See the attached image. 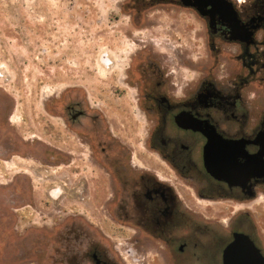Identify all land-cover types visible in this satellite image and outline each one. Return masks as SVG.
<instances>
[{"label":"flooded vegetation","instance_id":"flooded-vegetation-1","mask_svg":"<svg viewBox=\"0 0 264 264\" xmlns=\"http://www.w3.org/2000/svg\"><path fill=\"white\" fill-rule=\"evenodd\" d=\"M122 8L139 31L164 30L167 41L134 42L123 75L108 76L115 107L112 91L69 84L57 116L63 184L90 167L93 191L85 183L79 199L101 208L125 244L112 250L80 231L78 250L63 257L224 264L235 233L264 257V0H123ZM113 109L124 142L114 138Z\"/></svg>","mask_w":264,"mask_h":264},{"label":"rangeland","instance_id":"rangeland-1","mask_svg":"<svg viewBox=\"0 0 264 264\" xmlns=\"http://www.w3.org/2000/svg\"><path fill=\"white\" fill-rule=\"evenodd\" d=\"M122 2L0 0V264H69L63 254L78 250L80 231L112 250L125 244L101 208L79 199L85 183L93 191L90 167L63 184L57 116L69 84L112 91L115 107L121 99L108 76L123 75L134 42L167 41L164 30L139 31ZM113 110L114 138L124 142L127 128Z\"/></svg>","mask_w":264,"mask_h":264},{"label":"water","instance_id":"water-1","mask_svg":"<svg viewBox=\"0 0 264 264\" xmlns=\"http://www.w3.org/2000/svg\"><path fill=\"white\" fill-rule=\"evenodd\" d=\"M224 264H264V257L249 237L235 233L223 252Z\"/></svg>","mask_w":264,"mask_h":264},{"label":"bare ground","instance_id":"bare-ground-1","mask_svg":"<svg viewBox=\"0 0 264 264\" xmlns=\"http://www.w3.org/2000/svg\"><path fill=\"white\" fill-rule=\"evenodd\" d=\"M104 62H105V63H107V61H106V60H105Z\"/></svg>","mask_w":264,"mask_h":264},{"label":"built area","instance_id":"built-area-1","mask_svg":"<svg viewBox=\"0 0 264 264\" xmlns=\"http://www.w3.org/2000/svg\"><path fill=\"white\" fill-rule=\"evenodd\" d=\"M1 75V74H0Z\"/></svg>","mask_w":264,"mask_h":264}]
</instances>
